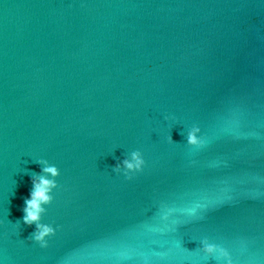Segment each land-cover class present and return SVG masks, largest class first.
Returning <instances> with one entry per match:
<instances>
[{
    "label": "water",
    "instance_id": "95a60500",
    "mask_svg": "<svg viewBox=\"0 0 264 264\" xmlns=\"http://www.w3.org/2000/svg\"><path fill=\"white\" fill-rule=\"evenodd\" d=\"M40 157L46 248L13 224ZM216 230L264 264V0H0L2 264H217Z\"/></svg>",
    "mask_w": 264,
    "mask_h": 264
},
{
    "label": "clouds",
    "instance_id": "9594fccd",
    "mask_svg": "<svg viewBox=\"0 0 264 264\" xmlns=\"http://www.w3.org/2000/svg\"><path fill=\"white\" fill-rule=\"evenodd\" d=\"M166 120L175 121L177 118L172 115H165ZM169 143H174L171 135L167 137ZM187 145L202 147L205 139L201 134L199 125L194 124L187 133ZM36 163L41 166L40 171L31 176L32 188L29 195L24 198V204L21 208L22 216L13 224L21 226V221L25 225H35L34 230L29 234L26 240L35 241L41 247L48 246V238L54 236L57 226L53 223L42 222V216L48 211L45 205H51L54 200L53 189H57L60 185L55 179L61 175L60 168L51 163L48 159L40 157ZM146 160L143 152L136 148L130 152L129 158L118 162L113 167V172L122 173L126 179H133L137 173L144 171ZM169 213L171 209L168 210ZM167 219V213L165 214ZM201 253L206 258H211L217 264H239L238 258L234 257L231 247L226 244L213 242L209 237L205 236L199 241ZM2 264V261H0Z\"/></svg>",
    "mask_w": 264,
    "mask_h": 264
},
{
    "label": "snow or ice",
    "instance_id": "6c2138e0",
    "mask_svg": "<svg viewBox=\"0 0 264 264\" xmlns=\"http://www.w3.org/2000/svg\"><path fill=\"white\" fill-rule=\"evenodd\" d=\"M207 237H209L213 242L216 243H222L226 245H229L231 243L230 237L226 233L220 232L219 230H216L215 235H208Z\"/></svg>",
    "mask_w": 264,
    "mask_h": 264
}]
</instances>
